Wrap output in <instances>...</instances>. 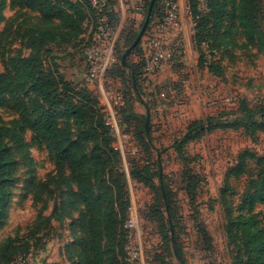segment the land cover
Masks as SVG:
<instances>
[{
  "label": "rangeland",
  "instance_id": "obj_1",
  "mask_svg": "<svg viewBox=\"0 0 264 264\" xmlns=\"http://www.w3.org/2000/svg\"><path fill=\"white\" fill-rule=\"evenodd\" d=\"M123 1L115 0L118 24L113 40L102 45V39L92 36L95 30L87 16L80 23L81 41L67 37L61 14L71 13L77 0H0V141L9 151L3 163H11L5 174L8 204L0 245L12 238L28 247L27 254H16L10 264H108L112 255L119 261L125 221L120 210L124 208V219L136 218L132 244L142 243L148 264H237L245 257L241 232L236 234L238 215L251 216L246 224L258 231L264 264V183L258 181L257 186L254 182L258 173L254 160L246 161L239 177L231 174L244 151L264 156V130L222 126L188 141L181 151L172 147L192 120L231 121L242 115L244 105L256 121L264 122V3L256 30L240 22L229 27L235 47L231 59L207 49L206 44H194L195 12L188 0H157L142 37L126 58L141 71V92L131 88L127 70L121 83L105 80L107 70L100 81L104 90L121 87L130 94L119 121L126 138L111 142L120 149L119 164L116 161L112 168L113 158L96 134L86 139L88 122L81 123L59 99H70L68 91L79 93L84 88L83 95L86 92L100 101L97 77L94 84L89 83L92 90L86 86L84 42L87 38L100 50L112 45L114 60L107 69L121 61L147 12L145 0ZM172 4L177 9L175 17L159 32ZM194 5L195 15L208 23L207 29V0H194ZM43 29L52 35L39 44L36 53L42 61L40 74L52 70L67 83L58 85L49 102L31 90L22 69L31 54L26 40ZM120 37H125V43ZM158 39L160 60L147 73ZM214 62L221 71L211 70ZM48 121L57 128V144L46 130ZM129 128L134 139L125 133ZM133 168L149 172L151 183L132 178ZM184 169L198 177L193 198L181 188ZM109 171L123 184L120 192L108 182ZM195 213L210 246L199 237ZM0 264H4L1 257Z\"/></svg>",
  "mask_w": 264,
  "mask_h": 264
},
{
  "label": "trees",
  "instance_id": "obj_2",
  "mask_svg": "<svg viewBox=\"0 0 264 264\" xmlns=\"http://www.w3.org/2000/svg\"><path fill=\"white\" fill-rule=\"evenodd\" d=\"M190 2L189 9L192 12L198 13L196 11L194 0H188ZM157 3V0L154 1L152 6V15L154 13V8ZM264 0H239L238 3H235V0H207L208 8V18H209V27L206 29V21L204 22L202 18L198 17V14L194 13V20L196 22L195 32L192 36L194 44L199 47L202 44H206L207 49L211 51H219L221 55L228 56L231 59H234L233 53V44L231 40V34L229 32V27L235 22L244 23L247 26L255 29L257 28V20L261 9L263 7ZM148 0H145V6L148 7ZM77 7L73 9L71 13L65 11L61 14L64 23H66L67 37H73L77 42L81 41L83 31L80 27L81 20L84 17H89L90 20L88 24H92L93 30H96L97 26L101 22L102 18H105L108 21L110 27L114 28L118 24V14L115 9V0H77ZM197 16V17H195ZM205 26L203 27L202 25ZM208 25V23H207ZM207 30L204 33L203 30ZM52 35V31L49 29H43L39 32L38 36L31 37L26 40L25 47L28 48L31 54L23 61L22 69L25 73L27 80L31 84V90L35 91L37 96L44 102H49L52 97L55 95V90L58 85H66L61 80V76L55 75L52 70H48V73L40 74L42 68V61L36 54L39 49V44L42 41H45L48 37ZM58 37V35H56ZM120 40H124L125 37H120ZM119 43V42H118ZM135 50V49H134ZM131 52V51H130ZM122 51L118 55V59ZM144 60V59H143ZM141 67L145 66V63L141 64ZM144 65V66H143ZM124 70L129 72L128 78L130 81L131 88L141 92L142 90V81L141 71H138L137 65L135 63H130L126 61V65L122 66L121 62H115L112 66L107 69L106 74L104 75L105 80H112V82L121 83L124 80ZM212 71H221V68L217 63L211 64ZM110 84V83H109ZM87 89H91L88 82H86ZM92 90V89H91ZM124 97V105L119 110V118L125 114L126 106L128 103V98L130 94L124 88H117ZM85 89L83 88L81 92L78 91H68L70 99H59L60 104L70 112L74 117L79 118L81 123L88 122V128L85 131L86 139L89 138L91 133H95L96 137L103 143V147L107 154L113 158L112 168H115V164H119V155L120 151L115 147L111 146V142L115 140L112 136L110 128L105 123V111L103 106L100 104V101L97 97L91 99L88 94L83 95ZM242 115L240 117H235L231 121L217 122L213 117H207L204 119H194L187 126L183 135L177 140L174 141L172 147L177 151H181L182 146L196 139L210 131L214 128L220 127H237L243 126L247 129L251 128L252 130H264V122L256 121L254 119L255 114L248 109L246 105L242 106ZM245 118V119H243ZM46 130L53 140L54 144H57L55 133L57 128L54 123L48 121L46 124ZM131 139H134L133 131L129 128L125 131ZM20 141V140H19ZM9 151L6 148H3L0 141V229L4 225L7 211L6 207L8 204L7 196V181L5 174L11 167V163L4 162L3 158L7 157ZM254 160L258 173L255 176L254 182L258 186V181L264 183V156H256L255 154L244 151L238 157V161L235 166L231 169V174L234 177H239L245 169L246 161ZM157 165L159 166V159H157ZM259 167V169H258ZM132 178H136L144 184L151 183L152 175L147 172L145 169L133 168L131 171ZM157 177L162 189H164L163 175L160 171L157 173ZM181 188L191 197H194L195 189L198 183V177L189 169H184L181 172ZM108 182L112 183L117 191L122 190L123 184L118 181L115 173L109 171ZM125 208L120 210L121 220L124 221L122 231L123 239L120 244V259L116 258L115 255L109 257L108 264H135L129 263L126 259V246L128 243V229L125 228L124 224L126 219H124ZM169 220L171 222L172 215L168 207L167 210ZM246 219H251V216H237V223L235 224L237 232H241V238L243 242V249L245 250V257L239 259L237 264H263L260 258L259 246L261 238L258 235V231H254L250 228L249 224H246ZM194 221L196 222V229L198 231L201 241L210 246V238L207 235L206 231L203 228L202 222L200 221L198 214L195 213ZM173 224V223H172ZM172 224H170L172 226ZM170 226V227H171ZM109 233H112L111 227L108 228ZM233 235L228 233V238L231 239ZM236 238V237H235ZM28 247L25 243H17L15 239L7 238L4 244L0 245V257L4 264H10L13 260V257L16 254H27ZM147 262V261H146ZM148 264V262H147Z\"/></svg>",
  "mask_w": 264,
  "mask_h": 264
},
{
  "label": "built area",
  "instance_id": "obj_3",
  "mask_svg": "<svg viewBox=\"0 0 264 264\" xmlns=\"http://www.w3.org/2000/svg\"><path fill=\"white\" fill-rule=\"evenodd\" d=\"M120 3H123V0H119ZM176 5L172 4L170 6V9L168 11V17L165 20V24L161 25L160 29L158 30L161 32L162 29H164L167 22H169L173 17H175L176 14ZM115 28V27H114ZM109 26L108 21L105 18L101 19V22L97 26L95 33H90V36L92 34L96 35L95 40L102 39V45H104L105 42L109 41L111 38V35H113V29ZM101 42V41H100ZM161 41L158 39L156 42L153 43L154 52L149 56V64L146 67L147 73H151L153 71L154 67L157 68L159 63V54L160 51L157 50ZM84 50L83 55L87 62V73L89 74L88 83L94 84L95 79L97 77L96 84L98 88L100 89V101L101 105L104 108L105 111V123L110 128L112 136L119 141L126 138V135H124L120 131V118H119V110L124 105V97L123 95L118 92L117 90H104L103 87H101L100 81L103 77V73L107 70V68L110 66V62L114 60L112 55V45L109 44L106 46V48L100 50V48L93 44L91 41H89L87 38L84 42ZM97 73V75H96ZM94 79V80H93ZM120 150V149H119ZM125 228L130 230V233L128 235V243L125 248L126 250V256L125 259L129 263H135V264H147L146 259L144 257L143 252V245L140 241H137L135 245L132 244L131 235L133 232H137L136 228V218L133 216H130L129 219H126V222L124 224Z\"/></svg>",
  "mask_w": 264,
  "mask_h": 264
},
{
  "label": "water",
  "instance_id": "obj_4",
  "mask_svg": "<svg viewBox=\"0 0 264 264\" xmlns=\"http://www.w3.org/2000/svg\"><path fill=\"white\" fill-rule=\"evenodd\" d=\"M154 1L155 0H150L149 1L148 7H147L146 16H145L143 25L141 27V30L139 31V33L137 34V36L135 37V39L131 43V45H129V47L123 52V54L121 56V61L120 62H121V65L122 66H125L126 65V58H127V56L129 55V53L133 49V47L139 42L140 38L142 37L143 32L146 29V26L148 24V21H149L150 15H151V10H152V6L154 4ZM148 118H149V113L147 111L146 118H145V122H144L145 129H147Z\"/></svg>",
  "mask_w": 264,
  "mask_h": 264
}]
</instances>
